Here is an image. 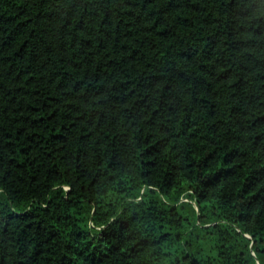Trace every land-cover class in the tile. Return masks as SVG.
Masks as SVG:
<instances>
[{
  "label": "trees",
  "instance_id": "obj_1",
  "mask_svg": "<svg viewBox=\"0 0 264 264\" xmlns=\"http://www.w3.org/2000/svg\"><path fill=\"white\" fill-rule=\"evenodd\" d=\"M0 264H264V0H0Z\"/></svg>",
  "mask_w": 264,
  "mask_h": 264
}]
</instances>
